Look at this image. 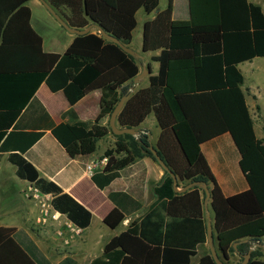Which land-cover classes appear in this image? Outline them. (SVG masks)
Returning <instances> with one entry per match:
<instances>
[{"label":"trees","instance_id":"obj_1","mask_svg":"<svg viewBox=\"0 0 264 264\" xmlns=\"http://www.w3.org/2000/svg\"><path fill=\"white\" fill-rule=\"evenodd\" d=\"M31 0H0V152H9V161L17 167L20 179L28 181L42 194L52 195V207L79 228L91 224L92 213L73 197L64 194L54 182L40 176L24 154L43 136L42 132L19 130L16 122L42 83L51 91H63L71 107L88 93L102 92L101 114L94 124L52 125V133L70 157L86 159L97 151L99 140L112 133L101 124L112 114L121 98L127 96L117 122L121 128L139 129L138 136L114 135L118 140L104 155L107 167L92 175L104 189L120 172L146 156L155 161L150 134L141 128L154 114L162 134L154 148L177 176L178 182H203L210 186L215 229L221 252L230 257L234 243L264 237V139H258L242 89L244 75L239 65L264 57V11L249 0H190V19L175 21L173 0L144 28L145 52L162 49L153 60L160 63L158 75L150 77L148 88L129 93V83L139 74L136 59L98 31L76 36L64 54L47 53L42 36L32 27ZM75 29L95 23L129 46L137 26L136 14H148L160 8V0H46ZM76 118L71 108L67 113ZM225 133H231L241 152L240 166L256 198L260 213L241 214L226 199L202 152V145ZM113 134V133H112ZM157 201L169 215L183 217L179 222L155 221V213L109 242L102 258L93 264H107L105 258L121 248L127 254L122 264H139L131 250L153 249L162 262L191 264L197 246L207 241L201 188L194 186L178 195L172 176L166 172L154 189ZM114 210L105 223L117 228L126 218V206L140 204L126 193H112ZM176 206V209L174 210ZM179 207V208H178ZM195 213L192 212L193 209ZM196 218V219H195ZM198 224L201 235L191 244H176L173 234ZM16 228L0 227V264H36L16 240ZM156 236V240L152 237ZM245 255L249 246L242 250ZM262 250L252 252L249 264H264L258 259ZM244 258L241 259V262ZM143 263V262H142ZM200 264H216L206 255Z\"/></svg>","mask_w":264,"mask_h":264},{"label":"crops","instance_id":"obj_2","mask_svg":"<svg viewBox=\"0 0 264 264\" xmlns=\"http://www.w3.org/2000/svg\"><path fill=\"white\" fill-rule=\"evenodd\" d=\"M32 1L28 3L29 7ZM39 1L41 2V0ZM249 1L260 5L264 11V0ZM168 4L169 0H160L158 12L150 15L142 8L136 14L137 26L128 47L142 57H134L139 67V74L144 67H147L150 73H147L137 83L130 82L128 84L129 93L148 88L150 77L158 75L160 71V63L154 61L153 58L159 57L162 54V49L144 51V28L145 24L155 19L156 15L161 10H165ZM172 17L175 21L189 20L190 0H173ZM31 24L41 35L33 24V11ZM58 24L59 35L55 39V43L46 46L41 35L43 48L47 53L64 54L76 37L59 22ZM92 31L96 32L98 29L93 28ZM137 35L138 41L135 40ZM243 68H248L251 73L250 76H253L252 82H259L260 78L264 77V57H257L239 65V69L244 75L242 89L253 119L255 134L258 139H264V109L262 107L264 89L257 84L245 89L246 77ZM132 88L133 91H131ZM101 101L102 92L96 90L88 93L76 105L71 107L63 91L53 92L46 83H42L16 122V127L19 130L43 133L41 139L26 151L24 157L37 168L42 178L56 183L64 194L73 197L92 213L89 227L79 228L60 212L59 214L62 216L59 221L48 218V223L43 224L42 214H40L41 205L36 203L30 191L31 188L35 187L28 181L18 177L17 167L9 161L10 153L0 152V227L17 229V242L36 264H93L95 260L103 257L104 249L109 242L126 232L133 222H140L146 214L154 212V219L157 222L164 219L166 223H174L183 219V217H178V214L169 215L166 208L161 205L163 201H157L154 189L162 183L166 174L158 160L155 161L148 156L139 159L123 169L120 176L107 187L101 189L93 181L92 174L86 170V166L91 161L102 157L108 148L115 146L118 139L114 134L110 133L106 138L99 140L96 153L86 159L70 157L66 149L55 138L52 133V125L57 126L62 123L74 125L77 122L94 124L101 114ZM71 108L75 112L76 118L67 114ZM109 119V116L102 118L101 124L108 127ZM117 125L120 127L118 122ZM141 128L148 131L152 145L155 146L162 134L156 116L154 114L149 115L142 123ZM202 152L230 205L241 214L253 215L260 213L259 204L241 169V152L234 142L232 134L225 133L204 143ZM9 175H11L12 182H10ZM17 179L26 182L27 187L20 188L18 186L20 182ZM187 184L189 183L178 182L175 192L178 195L185 193L181 190ZM199 187L202 192L204 218L207 226L206 193L202 186ZM112 193H126L140 204V208L128 204L126 206V218L115 229L110 228L105 223L106 217L116 206L110 199ZM18 196H22L24 202L20 203ZM29 204L34 205L38 210L37 214L33 208L29 207ZM195 210L194 208L192 212L195 213ZM207 211L212 218L213 245L218 255L222 257L218 233L215 229L211 197L208 200ZM189 227V230L179 229L173 234V241L176 244H191L200 237L201 230L198 224L194 223ZM152 239L156 240V236H153ZM237 242L235 251L230 252L229 264H240L245 255L241 251L246 250L248 246L250 251L253 246H256V243H260L262 247L256 246L254 251L257 249L264 251V237L261 242L256 243L251 242L250 238L241 239ZM130 246L131 250L143 262H139V264H157V259L162 262L161 255L159 256L153 250L156 247L155 244L149 245L151 246L150 249L146 247L137 248L133 244ZM120 251L121 248H118L113 252L112 257L105 258V262L107 264H122L125 257L129 255H121L119 254ZM208 254L212 256L207 232V241L197 246V255L192 258L191 264H200L202 258ZM258 259L264 261L263 256Z\"/></svg>","mask_w":264,"mask_h":264},{"label":"water","instance_id":"obj_3","mask_svg":"<svg viewBox=\"0 0 264 264\" xmlns=\"http://www.w3.org/2000/svg\"><path fill=\"white\" fill-rule=\"evenodd\" d=\"M41 2L44 4V6L53 14V16L58 20V22L70 33L76 35V36H83L86 35L88 33H90L92 31L93 28H97L99 33L106 38L107 40L119 45L121 47V49L123 51H125L127 54L135 57V58H142L141 56H139L138 54H136V52H134L131 48H129L128 46L124 45L118 38L112 36L111 34L107 33L102 27L98 26L95 23L90 24L87 28L85 29H75L72 28L58 13L57 11L46 1V0H41ZM159 10H157L156 12H158ZM147 73H150L147 67H144L143 71L138 74L133 82H138L141 78L145 77ZM134 89L132 88L131 91H133ZM127 99V96H124L121 98L120 102L118 103V105L116 106V108L114 109V111L112 112V114L110 115V119H109V127L111 128V131L114 135H124V134H130L133 136H138V132L139 130L136 128H120L117 125V119H118V115L121 112L124 103ZM150 150L152 151V153L154 154V156L157 158L158 162L160 163V165L164 168V170L166 172H168L174 181V190H177L178 187V179L177 176L173 173V171L168 167V165L164 162V160L161 158V156L159 155L158 151L154 148V146L150 147ZM194 186H202L204 192L206 193V200H205V205H206V212H207V218H208V224H207V232H208V241L211 247V252H212V256L216 262V264H229V260L230 258H227L223 253H222V257H220L216 251V249L214 248L213 245V238H212V233H213V225H212V218L210 216V213L207 211L208 208V200L211 197V192H210V188L208 186L207 183H203V182H191L189 184H187L185 187L182 188L181 192H186L189 189H191ZM238 242L234 243V248L237 247ZM256 246H261L260 243H256ZM256 246H253L251 248V250L244 255V260L240 263V264H249L250 260H251V256H252V252L254 251V249L256 248Z\"/></svg>","mask_w":264,"mask_h":264},{"label":"rangeland","instance_id":"obj_4","mask_svg":"<svg viewBox=\"0 0 264 264\" xmlns=\"http://www.w3.org/2000/svg\"><path fill=\"white\" fill-rule=\"evenodd\" d=\"M163 1H165V0H163ZM30 7L33 11V24L36 27V29L43 36L46 46H49V45L55 43V39L58 38V35H59L58 30H57V28L59 26L58 20L53 16V14L39 0H33L30 3ZM135 40L138 41V35L136 36ZM61 44H63V43H61ZM243 70H244L245 77H246V82L244 85L245 89H246V87H249V86L253 87V85H256V84L259 87H261L262 89H264V77L260 78L259 82L255 83V82H252L253 76L252 77L250 76L251 73L248 71V68H243ZM262 107L264 109V102L262 103ZM14 178H17V177H14ZM9 179H10V182H12L11 175H9ZM17 180L20 182L18 184V186H20V188L21 187H27L26 182H22L20 179H17ZM30 191L32 192L31 193L32 197L36 201V203H39L40 205H44L48 201L45 197H43V195L36 198L35 197V194H36L35 190H34V192H33V190H30ZM33 193H35V194L33 195ZM18 201L20 203L24 202V199L22 198V196H18ZM29 207L33 208L37 214L38 210L34 207V205L29 204ZM46 208H48V207H46ZM46 208L43 207L40 210V214H42V217H43L44 213H41V212H43L44 210H47ZM49 219H51V218L49 217ZM42 223L47 224L48 222L44 223L42 221ZM262 256L264 258V251H262Z\"/></svg>","mask_w":264,"mask_h":264},{"label":"built area","instance_id":"obj_5","mask_svg":"<svg viewBox=\"0 0 264 264\" xmlns=\"http://www.w3.org/2000/svg\"><path fill=\"white\" fill-rule=\"evenodd\" d=\"M108 162H109V157L103 155L102 157L97 158V159L91 161L89 164H87L86 170L88 172H90L92 175L95 174L96 172H102L107 167ZM31 190H33V192H34V190L36 191V194L33 193V195L35 194L36 198L43 195V197H45L48 200L44 205H41L42 208L48 207V208H46L47 210H44L43 212H41V213H44V215L42 217L43 222L46 223L49 217L53 221H59L62 215L59 214V212L56 211L52 207V204H50V202H52V199H53L52 195L42 194L37 188H31Z\"/></svg>","mask_w":264,"mask_h":264},{"label":"flooded vegetation","instance_id":"obj_6","mask_svg":"<svg viewBox=\"0 0 264 264\" xmlns=\"http://www.w3.org/2000/svg\"><path fill=\"white\" fill-rule=\"evenodd\" d=\"M262 247V246H261Z\"/></svg>","mask_w":264,"mask_h":264}]
</instances>
